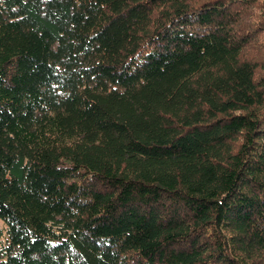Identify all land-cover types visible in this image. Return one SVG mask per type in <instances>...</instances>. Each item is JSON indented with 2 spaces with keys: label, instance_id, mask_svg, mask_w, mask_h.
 <instances>
[{
  "label": "trees",
  "instance_id": "1",
  "mask_svg": "<svg viewBox=\"0 0 264 264\" xmlns=\"http://www.w3.org/2000/svg\"><path fill=\"white\" fill-rule=\"evenodd\" d=\"M0 264H264V0H0Z\"/></svg>",
  "mask_w": 264,
  "mask_h": 264
}]
</instances>
